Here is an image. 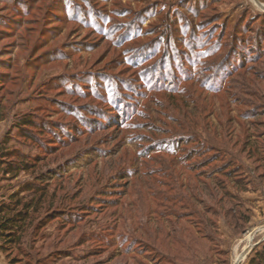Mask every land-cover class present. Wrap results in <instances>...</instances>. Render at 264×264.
<instances>
[{
    "label": "rangeland",
    "instance_id": "374dc122",
    "mask_svg": "<svg viewBox=\"0 0 264 264\" xmlns=\"http://www.w3.org/2000/svg\"><path fill=\"white\" fill-rule=\"evenodd\" d=\"M255 1L0 0V140L34 164L0 169V199L45 191L16 264L249 262L264 241V197L244 195L264 194Z\"/></svg>",
    "mask_w": 264,
    "mask_h": 264
},
{
    "label": "trees",
    "instance_id": "16d2710c",
    "mask_svg": "<svg viewBox=\"0 0 264 264\" xmlns=\"http://www.w3.org/2000/svg\"><path fill=\"white\" fill-rule=\"evenodd\" d=\"M2 108H0V120L2 117ZM15 128L19 131L21 137L23 133L29 134L26 131L35 130L36 126L33 121L26 118H21L15 124ZM25 129V130H24ZM52 134H56L51 132ZM12 139L9 136H5L0 140V169L2 168V173L11 174L18 173L21 171L28 172L30 169L34 168V164H31L28 161L21 160V156L16 154V152L7 147L9 140ZM15 159L17 162L10 163L4 162L5 160ZM225 167V166H224ZM229 166H226L224 169H229ZM223 169V170H224ZM264 178L262 175L260 179ZM194 182V181H193ZM184 186L182 189H192L189 185V181L183 182ZM233 187L241 189L245 191V188H241V186L237 185V182ZM22 193H28L31 195H40L39 199L36 202H33V198L30 197L28 199L24 198V196H19L18 193H12L6 199L4 196H1L0 199V253L6 260L7 264H16V260L11 258L12 251H17L18 247L21 246L28 236V233L33 234L36 231V227L33 222L34 215L39 213L40 206L42 204V199L44 197V190L37 186V183H28L24 185ZM230 192H225L224 196H229ZM158 194L154 193V198L156 199ZM234 200L237 199L236 196L232 197ZM229 215V213H227ZM179 229V228H178ZM183 234L182 244L190 245L193 243L191 236L188 235L186 231H181ZM260 247L254 249V254L250 258L247 264H264V241L260 244ZM19 251V250H18Z\"/></svg>",
    "mask_w": 264,
    "mask_h": 264
},
{
    "label": "crops",
    "instance_id": "0c3cea01",
    "mask_svg": "<svg viewBox=\"0 0 264 264\" xmlns=\"http://www.w3.org/2000/svg\"><path fill=\"white\" fill-rule=\"evenodd\" d=\"M251 192V194L249 193V192H247V193H245L244 195H247V196H249V198L250 199H259V197H261V198H263L264 197V194H262L261 193V190H260V188L259 189H257V190H255V191H250ZM263 193H264V190H263ZM244 197V196H243ZM253 197V198H252ZM245 198V197H244ZM244 251V250H243ZM246 254H247V252H246ZM0 264H7L6 263V260H5V258L3 257V255L0 253Z\"/></svg>",
    "mask_w": 264,
    "mask_h": 264
},
{
    "label": "water",
    "instance_id": "95a60500",
    "mask_svg": "<svg viewBox=\"0 0 264 264\" xmlns=\"http://www.w3.org/2000/svg\"><path fill=\"white\" fill-rule=\"evenodd\" d=\"M254 1H255V0H254ZM255 2H256V1H255ZM256 4L258 5L259 8L264 9V7H263L262 5H260L259 3H256ZM249 248H252V246H248V249H249Z\"/></svg>",
    "mask_w": 264,
    "mask_h": 264
},
{
    "label": "bare ground",
    "instance_id": "6f19581e",
    "mask_svg": "<svg viewBox=\"0 0 264 264\" xmlns=\"http://www.w3.org/2000/svg\"><path fill=\"white\" fill-rule=\"evenodd\" d=\"M254 231L248 233V237L251 238ZM239 261V260H238Z\"/></svg>",
    "mask_w": 264,
    "mask_h": 264
}]
</instances>
